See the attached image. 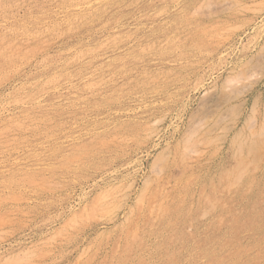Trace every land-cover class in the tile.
I'll return each mask as SVG.
<instances>
[{
    "label": "rangeland",
    "instance_id": "1",
    "mask_svg": "<svg viewBox=\"0 0 264 264\" xmlns=\"http://www.w3.org/2000/svg\"><path fill=\"white\" fill-rule=\"evenodd\" d=\"M0 264H264V0H0Z\"/></svg>",
    "mask_w": 264,
    "mask_h": 264
}]
</instances>
